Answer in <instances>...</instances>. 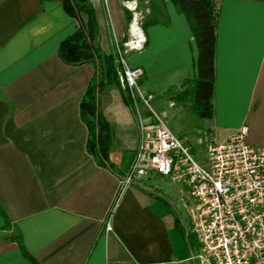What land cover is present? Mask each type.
<instances>
[{
    "label": "crops",
    "instance_id": "obj_1",
    "mask_svg": "<svg viewBox=\"0 0 264 264\" xmlns=\"http://www.w3.org/2000/svg\"><path fill=\"white\" fill-rule=\"evenodd\" d=\"M87 1L98 21L97 45L107 55H116V43L128 36L133 13L124 3L137 1L148 43L128 63L144 69L141 89L169 114L176 103L167 100L164 107L163 98L172 91L183 95L197 78L199 49L186 15L172 0L157 7ZM217 5L213 112L206 128L224 142L247 125L249 143L261 146L264 0ZM78 28L63 0H0V207L9 222L0 213V264H194L190 258L200 246L177 203L182 187L163 184L158 175L122 187L140 130L121 86L102 95L101 108L114 132L110 158L123 178L88 152L81 104L96 67L68 65L59 55Z\"/></svg>",
    "mask_w": 264,
    "mask_h": 264
},
{
    "label": "built area",
    "instance_id": "obj_2",
    "mask_svg": "<svg viewBox=\"0 0 264 264\" xmlns=\"http://www.w3.org/2000/svg\"><path fill=\"white\" fill-rule=\"evenodd\" d=\"M124 5L133 20L126 40L116 43L117 74L138 121L140 145L122 187L153 175L182 187L183 208L200 246L190 258L194 264H264V144L249 143L247 125L224 142L208 132L210 137L198 140L206 149L200 160L173 133L167 111L156 109L154 96L141 89L144 69L128 63L129 55L146 49L148 39L137 1Z\"/></svg>",
    "mask_w": 264,
    "mask_h": 264
},
{
    "label": "trees",
    "instance_id": "obj_3",
    "mask_svg": "<svg viewBox=\"0 0 264 264\" xmlns=\"http://www.w3.org/2000/svg\"><path fill=\"white\" fill-rule=\"evenodd\" d=\"M149 1L150 6L157 7L155 2L162 0ZM63 2L66 10L78 20L79 28L61 44L59 49L61 59L72 66L93 64L96 67L94 79L81 104V117L89 130L88 152L101 167L123 178L110 158L114 145V132L101 108L102 95L120 86L116 55L105 54L97 45L99 28L92 4L87 0H63ZM172 2L178 12L188 18L199 49L197 78L187 82L186 85L189 87L183 95L191 98L194 111L201 119H208L213 112L218 0H172ZM0 213L9 224L1 207ZM19 239L18 235L14 238L18 242ZM20 248L27 259L35 262L23 246Z\"/></svg>",
    "mask_w": 264,
    "mask_h": 264
},
{
    "label": "rangeland",
    "instance_id": "obj_4",
    "mask_svg": "<svg viewBox=\"0 0 264 264\" xmlns=\"http://www.w3.org/2000/svg\"><path fill=\"white\" fill-rule=\"evenodd\" d=\"M149 4L150 1L146 0ZM145 6V4L143 5ZM130 56V55H129ZM129 56L127 57V60L129 59ZM180 91L171 92L167 94L164 99V107H167V100H173L176 103V107L174 109H169L168 114V121L171 130L173 133L179 137L186 145L190 146L194 153H198V157L200 160L205 158V145L200 146L198 144L199 138H207L210 137L209 130L206 128V122L204 119H201L197 112L194 111V104L190 97H184L185 95L180 96ZM181 98H178V97ZM154 105V102L152 103ZM155 106V105H154ZM168 113V112H167ZM208 133V134H206ZM203 156V158H202ZM159 179L162 181L163 184H166L171 187V182L167 178L159 177ZM179 197L178 204L179 207L183 211V204ZM188 198V202L192 207H194L193 202ZM185 217V215H184ZM187 217V216H186ZM189 221V225L191 226L189 218H186Z\"/></svg>",
    "mask_w": 264,
    "mask_h": 264
}]
</instances>
